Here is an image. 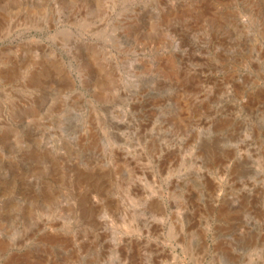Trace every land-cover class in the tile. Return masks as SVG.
Segmentation results:
<instances>
[{"label":"rangeland","instance_id":"1","mask_svg":"<svg viewBox=\"0 0 264 264\" xmlns=\"http://www.w3.org/2000/svg\"><path fill=\"white\" fill-rule=\"evenodd\" d=\"M0 264H264V0H0Z\"/></svg>","mask_w":264,"mask_h":264}]
</instances>
